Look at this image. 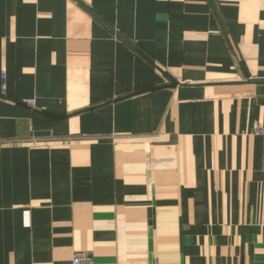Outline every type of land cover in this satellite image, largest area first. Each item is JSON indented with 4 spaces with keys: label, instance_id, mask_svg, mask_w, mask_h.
Instances as JSON below:
<instances>
[{
    "label": "crops",
    "instance_id": "0c3cea01",
    "mask_svg": "<svg viewBox=\"0 0 264 264\" xmlns=\"http://www.w3.org/2000/svg\"><path fill=\"white\" fill-rule=\"evenodd\" d=\"M260 130L264 0H0V264L264 261Z\"/></svg>",
    "mask_w": 264,
    "mask_h": 264
},
{
    "label": "built area",
    "instance_id": "2783aa9c",
    "mask_svg": "<svg viewBox=\"0 0 264 264\" xmlns=\"http://www.w3.org/2000/svg\"><path fill=\"white\" fill-rule=\"evenodd\" d=\"M24 104L29 107V108H34L35 107V104L32 100H25L24 101ZM260 133L261 134H264V130H260ZM72 264H83V261L82 259L80 258V256H75L73 259H72ZM254 264H264V261H261V262H256Z\"/></svg>",
    "mask_w": 264,
    "mask_h": 264
}]
</instances>
